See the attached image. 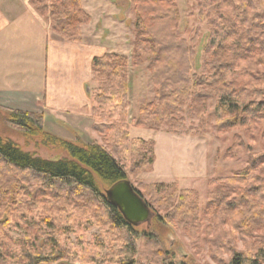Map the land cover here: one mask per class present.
I'll return each instance as SVG.
<instances>
[{
	"label": "trees",
	"instance_id": "16d2710c",
	"mask_svg": "<svg viewBox=\"0 0 264 264\" xmlns=\"http://www.w3.org/2000/svg\"><path fill=\"white\" fill-rule=\"evenodd\" d=\"M30 4L66 41L78 42L91 22L81 0H30ZM198 6L200 20L209 27L201 75L194 73L200 30L190 41L179 35L181 12L175 0H134L131 57L106 53L92 62L95 87L88 94L92 129L109 148L125 146L131 151L133 171L154 165L155 142L138 139L129 143L131 65H147L156 89L154 99L143 104L133 119L136 128L157 131L167 126L169 132L182 134L184 109L191 118H202L208 101L215 102L219 133L264 126V0H198ZM5 112L9 124L42 138L46 145H58L69 158H39L0 137V264H55L75 259L77 264H137V241L153 236L130 226L98 184L108 189L127 180L124 166L97 140L91 144L67 141L47 132L40 115ZM242 147L236 144L230 152ZM249 167L211 182L217 187L209 195V217L216 229L212 242L232 257L230 264H264V168ZM252 174L255 177L249 178ZM150 191L158 210H172L167 216L170 222L188 231L198 228L195 191L178 193L167 184L155 185ZM94 222L107 228L106 238L112 236L107 232H117L110 241L101 238L100 249L121 239L131 257H99L89 251L91 245L81 256L74 254L68 237L84 223L91 226ZM18 230L23 235L15 238L12 232ZM251 239L254 242L248 244ZM239 240L250 248L249 254L235 252ZM161 264L174 263L164 259Z\"/></svg>",
	"mask_w": 264,
	"mask_h": 264
},
{
	"label": "rangeland",
	"instance_id": "374dc122",
	"mask_svg": "<svg viewBox=\"0 0 264 264\" xmlns=\"http://www.w3.org/2000/svg\"><path fill=\"white\" fill-rule=\"evenodd\" d=\"M175 1L181 12L179 35L190 41L200 30L199 40L196 44L198 61L194 73L201 75L209 27L199 18L198 0ZM83 4L94 21L102 22L100 26L102 35L106 37L108 34H112V37L119 41L117 44H110L109 48L120 47L123 43L124 50L118 49L117 51L126 53L125 50H127V54H130L129 51H133L135 38L134 0H83ZM108 26L110 30L107 28ZM129 78L131 85L129 143L138 139L154 141L155 160L153 166L140 172L133 171L131 151L126 150L125 146L109 148L98 134L94 135L91 131H87L88 133L84 134L83 139L80 136H75V133H73L74 138L71 135L68 137L71 142H77L79 139L82 144H91L97 140L102 144L124 166L128 173L127 180L139 191L148 205L150 204L153 214L151 221L136 227L135 230L140 234H151L153 237L137 241L135 255L137 264H161L164 259H168L174 264H230L232 257L221 253L218 249L219 245L212 242L216 229L215 222L211 221L209 217V195L216 191L217 187L211 185V182L230 178L250 168L249 166L264 168V126L259 124L254 129L239 128L231 132L219 133L215 119V102L208 101L205 115L202 118H191L188 109H184L185 125L182 134L169 132L167 126H163L157 131L136 128L133 126V119L138 117L143 104L154 99L156 89L153 86L147 65L140 68L131 65ZM94 87L91 81L88 86L89 91H92ZM91 116L94 125L92 113ZM8 118L7 112L0 111V137L5 141L13 142L22 151L39 158L57 161L69 158L68 153L58 145H46L42 138L30 136L9 124ZM240 143L243 145L242 149L236 153L230 152L232 147ZM253 177L255 174L249 176V178ZM262 178L264 180V176ZM98 184L102 192L105 193L107 188L101 182ZM159 184L171 185L173 190L178 193L186 190L196 192L198 196V228L185 230L180 224L172 223L167 219V216L172 214V210H158V207L152 203L149 194L150 189ZM223 229L227 230V228ZM106 231L107 228L100 227L96 222L91 226L84 223L81 228L75 231L76 233L68 237L74 254L81 256L84 254L85 248L88 247L87 245H91L89 251L96 252L99 257H113L115 260L131 257L125 253V244L121 239L118 243L112 242L111 246L106 243L117 235V232H107L112 236L106 238L104 236ZM22 233L19 230L12 232L15 238L22 237ZM191 236L193 237L191 238ZM101 238L106 239V249L99 248V244L102 242ZM253 242L251 239L248 244ZM234 248L236 253H250V248L240 240L236 241ZM75 261L76 259L73 262L60 261L55 264H77Z\"/></svg>",
	"mask_w": 264,
	"mask_h": 264
},
{
	"label": "crops",
	"instance_id": "0c3cea01",
	"mask_svg": "<svg viewBox=\"0 0 264 264\" xmlns=\"http://www.w3.org/2000/svg\"><path fill=\"white\" fill-rule=\"evenodd\" d=\"M90 17L81 39L70 42L52 31L30 0H0V111L40 115L48 132L67 141L73 133L96 135L87 93L92 62L106 53L130 58L132 51H117L123 43L109 48L119 41L104 37L102 22Z\"/></svg>",
	"mask_w": 264,
	"mask_h": 264
},
{
	"label": "water",
	"instance_id": "95a60500",
	"mask_svg": "<svg viewBox=\"0 0 264 264\" xmlns=\"http://www.w3.org/2000/svg\"><path fill=\"white\" fill-rule=\"evenodd\" d=\"M89 94V88L87 87ZM106 199L114 205L125 221L136 228L151 221L153 216L148 203L128 180H121L105 191Z\"/></svg>",
	"mask_w": 264,
	"mask_h": 264
}]
</instances>
